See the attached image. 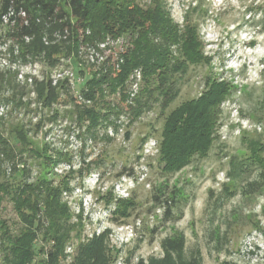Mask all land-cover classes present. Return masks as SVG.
<instances>
[{"label":"rangeland","instance_id":"1","mask_svg":"<svg viewBox=\"0 0 264 264\" xmlns=\"http://www.w3.org/2000/svg\"><path fill=\"white\" fill-rule=\"evenodd\" d=\"M158 1L193 27L202 59L175 73L165 108L138 115V69L124 87L83 95L89 79L114 74L128 36L37 17L20 38L0 22L1 127L19 124L27 140L0 152V264H264V0ZM208 81L227 89L210 144L165 173V118ZM161 183L175 192L169 221L152 199Z\"/></svg>","mask_w":264,"mask_h":264},{"label":"trees","instance_id":"2","mask_svg":"<svg viewBox=\"0 0 264 264\" xmlns=\"http://www.w3.org/2000/svg\"><path fill=\"white\" fill-rule=\"evenodd\" d=\"M37 17L69 33L89 30V37L96 39L109 33L128 36L131 47L122 55L118 67L112 69L114 74L110 76V71L101 78L89 79L83 95L92 100L103 93V84L109 91L124 87L128 75L138 69L142 82L133 98L137 115L154 102H158L161 109L165 108L177 93L175 73L182 72L187 62L202 59L193 27L174 24L158 0H147L145 4L136 0H0V22L6 20L20 38L38 30ZM226 91L222 83L208 81L197 98L181 103L167 115L158 143L165 173L181 169L195 155L207 150L218 118L217 105ZM94 111L95 108H89L83 113L93 117L96 116ZM1 126L0 122L3 155L9 156L13 149L9 139L27 143L25 131L19 124L9 125L5 132ZM2 171L0 161V173ZM3 185L0 181V191L4 190ZM166 187L162 183L155 187L152 199L163 209V220L169 221L176 200L175 192L165 191ZM26 200L20 192L16 202L24 205ZM35 208L38 209L37 204Z\"/></svg>","mask_w":264,"mask_h":264}]
</instances>
